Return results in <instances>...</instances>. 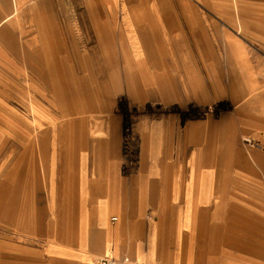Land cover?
Segmentation results:
<instances>
[{
	"label": "crops",
	"instance_id": "obj_1",
	"mask_svg": "<svg viewBox=\"0 0 264 264\" xmlns=\"http://www.w3.org/2000/svg\"><path fill=\"white\" fill-rule=\"evenodd\" d=\"M0 26V264H264L233 254L264 233V0H0Z\"/></svg>",
	"mask_w": 264,
	"mask_h": 264
},
{
	"label": "rangeland",
	"instance_id": "obj_2",
	"mask_svg": "<svg viewBox=\"0 0 264 264\" xmlns=\"http://www.w3.org/2000/svg\"><path fill=\"white\" fill-rule=\"evenodd\" d=\"M17 17V15L15 14L14 16H12L11 21L13 22L14 19ZM28 20H29V13L27 15ZM223 27H226L225 25ZM11 28V33L12 34H18L21 36H25V37H30V36H36V35H40L41 31L40 29H43V33H47L48 35H50L52 32V27L47 25V26H33L31 24H28L26 26L22 25V26H18V25H12L10 26ZM78 28V27H76ZM60 29H66L65 27H60ZM78 29H80L79 31L82 32L83 27H79ZM0 30H2V26H0ZM1 32V31H0ZM62 35L67 32H62ZM48 91H43V96H47ZM226 101H218V102H213L210 104H206L203 106H196L195 104L193 105H188L187 110H186V115L187 118L190 117H195L196 114L198 116H202L203 118L205 117H216L220 112H221V105L222 104H226ZM197 110H196V108ZM123 109H124V113L126 114L127 118H130V120L127 119V121L124 123V127H123V133H124V156L127 158L128 163H135L137 162V158L139 157V154H137V152H135V148H137L138 146V138H137V127H136V122H132L131 119L132 117L137 120L138 116L141 115L142 113L146 112L147 109L146 107H144L143 109H141V107H136V106H132V105H127L125 103H123ZM134 120V121H135ZM253 141V142H252ZM244 142H246L247 144L251 145V148L256 147L259 145L258 141H256V139L251 138V139H244ZM252 143H254L255 145H253ZM139 161V160H138ZM241 188V187H239ZM239 224V223H238ZM240 225H242V219H240ZM237 229V228H236ZM251 229L253 230H258L259 226H258V218L255 219H251ZM244 236V239H243ZM221 237L222 235L220 234V242H221ZM225 236H224V240L225 241ZM232 242V240H230ZM234 257L236 259L240 258H250V259H259V258H263L264 259V233H258V232H251L250 234H241V233H236L234 235ZM245 244V245H244ZM244 245V246H243ZM243 249V250H242Z\"/></svg>",
	"mask_w": 264,
	"mask_h": 264
},
{
	"label": "built area",
	"instance_id": "obj_3",
	"mask_svg": "<svg viewBox=\"0 0 264 264\" xmlns=\"http://www.w3.org/2000/svg\"><path fill=\"white\" fill-rule=\"evenodd\" d=\"M253 142V141H252ZM255 145L254 143H252ZM97 264H143L140 261H135L129 257L101 256L97 260Z\"/></svg>",
	"mask_w": 264,
	"mask_h": 264
}]
</instances>
